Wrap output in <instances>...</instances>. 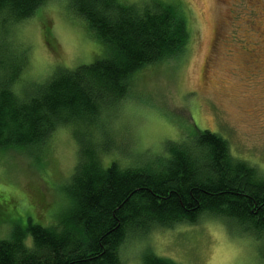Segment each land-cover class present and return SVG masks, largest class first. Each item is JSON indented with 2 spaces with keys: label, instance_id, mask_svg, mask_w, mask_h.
I'll use <instances>...</instances> for the list:
<instances>
[{
  "label": "trees",
  "instance_id": "trees-1",
  "mask_svg": "<svg viewBox=\"0 0 264 264\" xmlns=\"http://www.w3.org/2000/svg\"><path fill=\"white\" fill-rule=\"evenodd\" d=\"M50 1L0 0V153L24 149L34 155L56 130L73 124L78 157L65 195L61 184L57 188L48 178L50 165H38L56 198L46 212L61 214L49 226L21 219L17 206L26 196L2 184L0 264H118V247L131 231L192 224L203 213L253 236L263 255L264 176L234 159L216 133L193 126L185 141L166 142L151 162L126 167L116 160L104 165L94 147L99 144L93 139L95 124L128 94L132 76L185 51L190 34L185 9L162 0H60L88 26L100 52L72 69L54 67L43 82L19 94L13 83L24 57L8 37L15 24ZM49 32L45 26V39ZM7 186L10 195L2 191ZM35 195L45 207L44 195ZM142 264L174 263L145 253Z\"/></svg>",
  "mask_w": 264,
  "mask_h": 264
},
{
  "label": "rangeland",
  "instance_id": "rangeland-1",
  "mask_svg": "<svg viewBox=\"0 0 264 264\" xmlns=\"http://www.w3.org/2000/svg\"><path fill=\"white\" fill-rule=\"evenodd\" d=\"M162 1L185 9L190 30L186 49L175 58L142 67L132 76L128 94L103 112V120L99 118L93 128L99 160L104 165L116 160L123 167L149 163L164 151L166 142L182 143L195 127L225 139L234 159L256 168L261 178L264 0ZM8 40L24 57L13 83L19 94L43 82L54 67L72 69L89 63L101 48L88 26L70 15L60 0L46 3L31 18L15 24ZM72 129L73 124H68L56 130L34 155L24 149L0 153V188L11 184L16 195L26 196L17 206L21 219L30 217L49 226L60 214L59 209L46 212L56 198L40 178L38 165L40 161L50 165L48 178L57 188L61 184L59 190L65 195L78 157ZM12 188L2 191L9 194ZM36 192L44 195L45 207ZM27 200L34 206L33 214ZM229 224L228 228L222 219L203 213L192 224L131 231L118 247V264H142L145 253L174 264H264L260 241ZM4 235L0 228V236Z\"/></svg>",
  "mask_w": 264,
  "mask_h": 264
}]
</instances>
